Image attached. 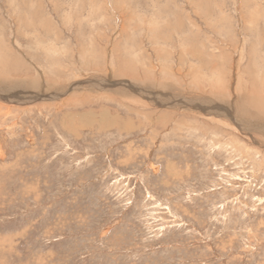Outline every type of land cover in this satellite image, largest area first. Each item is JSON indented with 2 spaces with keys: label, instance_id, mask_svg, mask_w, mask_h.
<instances>
[{
  "label": "rangeland",
  "instance_id": "rangeland-1",
  "mask_svg": "<svg viewBox=\"0 0 264 264\" xmlns=\"http://www.w3.org/2000/svg\"><path fill=\"white\" fill-rule=\"evenodd\" d=\"M0 75V264H264V0H0Z\"/></svg>",
  "mask_w": 264,
  "mask_h": 264
},
{
  "label": "bare ground",
  "instance_id": "bare-ground-1",
  "mask_svg": "<svg viewBox=\"0 0 264 264\" xmlns=\"http://www.w3.org/2000/svg\"><path fill=\"white\" fill-rule=\"evenodd\" d=\"M71 63V62H70ZM1 76V75H0ZM0 79H2V77H0ZM88 80V79H87ZM84 81V80H83ZM34 81L32 80V82H29L28 84L26 83V85H23V86H27V85H31L32 86V88L34 87V86H36V88H38L39 86H41V84H35V83H33ZM104 82V81H103ZM16 83V82H15ZM22 83V82H21ZM21 83H20V85H21ZM71 83V82H70ZM126 83V82H125ZM0 84L2 85V86H0V101L1 100H3V101H5V102H8V103H11V106L12 105H16V104H18L19 103V99L15 96V95H13V93L12 92H14V93H16L18 96H23V97H25V99H26V101H25V104L26 105H28V104H30L31 102H35L36 101V99H38V98H40L41 99V97H43V98H46L45 100H47L48 98H51V99H58V98H56V95H52V94H49L48 95V93H47V89L45 88L44 89V86L43 87H39V89H37L38 91H36V93H33V92H29V90L28 89H26V87H24L23 88V91H22V86H20L19 84H12V85H10V86H7V84H4V80H0ZM25 84V83H24ZM78 84V83H77ZM103 84V83H102ZM4 85V86H3ZM49 85V84H48ZM52 84H50V86H51ZM65 85V84H64ZM73 85V84H72ZM75 85V84H74ZM79 85V84H78ZM77 85V86H78ZM61 86V85H60ZM126 86H127V88H130V92L131 93H128L127 94V91H126V93H125V95L127 94V97L130 99V97L133 99V97L131 96L132 95V93H134V94H141V95H143L146 99H147V96L149 95L150 96V94H153V93H150L151 92V90H144L145 91V93H143V92H141L143 89H133V87H130L129 85H127L126 84ZM135 87H136V85H134ZM4 87V88H3ZM20 87V88H19ZM28 87V86H27ZM55 87V86H54ZM121 87V86H120ZM161 87V86H160ZM141 88H143V87H141ZM8 90V91H1V90ZM72 89V88H71ZM70 89V90H71ZM145 89V88H144ZM50 90V89H49ZM57 90V89H56ZM55 90V91H56ZM59 91L57 92L58 93V95H57V97L58 96H63L66 92H67V90L66 89H58ZM69 90V91H70ZM125 90H129V89H126L125 88ZM136 90V91H135ZM44 92V93H43ZM49 93H50V91H48ZM129 92V91H128ZM173 93H174V91H172ZM52 93V92H51ZM70 94V93H69ZM157 95H158V97L159 96H161L162 94H158V93H156ZM177 94V93H176ZM122 95V94H121ZM179 95V94H178ZM164 96V95H163ZM163 96H161V97H159L160 99H161V101L163 100H165L164 98L162 99V97ZM134 97H135V95H134ZM150 97H156V96H153V95H151ZM149 98V97H148ZM166 98L168 99V103H169V101H171L172 103H169L168 105L169 106H175V105H177L178 104V102L179 103H181L182 101H184L185 102V100H180V97L177 99L176 97H175V95H167L166 96ZM126 99V98H125ZM152 99V98H151ZM176 99H177V102H176ZM42 100V99H41ZM236 100V99H235ZM148 101H149V99H148ZM176 103H175V102ZM242 101V100H241ZM2 102V101H1ZM160 101H158L157 99L156 100H152V103H155V104H157V103H159ZM165 102H167V100L165 101ZM190 102H193V101H191V100H186V102H185V104L184 105H187L188 103H190ZM162 103V102H161ZM160 103V104H161ZM174 103V104H173ZM235 103L236 102H234V104H233V102H232V104H231V106L232 105H235ZM163 104H164V102H163ZM216 104V103H215ZM159 105V104H158ZM180 105V104H179ZM243 105V104H242ZM242 105L240 104L239 105V107H237V105H235L238 109H239V112H241L242 114H245L246 112H245V103H244V106L242 107ZM224 105H222V104H217V105H211L210 104V106H206V105H197L196 107L194 106V105H192L191 107L189 106V109L191 108V109H196V110H200V112H202L204 115H207V116H214L216 113H221V115L222 114H226L227 115V117L228 118H230V120H232V119H234L235 121H234V125H235V127L236 128H239L241 131L243 130L244 131V128L246 127V129H248V127H250L251 128V126H250V124L251 123H248V122H245L244 121V119L245 118H243L242 119V121H240V119H237L235 116H234V113L232 114V112L233 111H231L230 109H227V108H225V107H223ZM235 106L234 107H232V108H235ZM241 106V107H240ZM247 106V105H246ZM183 107H186V106H183ZM188 107V106H187ZM220 115V116H221ZM225 115V116H226ZM238 116V115H237ZM240 117V116H239ZM221 119V118H220ZM245 120H247V119H245ZM226 121V120H225ZM228 121V120H227ZM226 121V122H227ZM249 121H252V120H249ZM231 122V121H230ZM248 123V124H247ZM255 128H257V131L258 130H260L261 132H263L264 131V128L262 127V126H258V125H256L255 126ZM252 131V130H251ZM260 131H258V132H260ZM250 134V133H249ZM263 134H264V132H263ZM254 139V138H253Z\"/></svg>",
  "mask_w": 264,
  "mask_h": 264
}]
</instances>
